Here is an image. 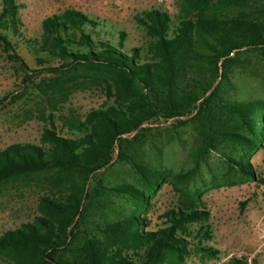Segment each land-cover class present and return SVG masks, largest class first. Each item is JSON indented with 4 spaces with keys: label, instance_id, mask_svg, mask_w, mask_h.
<instances>
[{
    "label": "trees",
    "instance_id": "1",
    "mask_svg": "<svg viewBox=\"0 0 264 264\" xmlns=\"http://www.w3.org/2000/svg\"><path fill=\"white\" fill-rule=\"evenodd\" d=\"M18 7L15 0H0V30L17 33ZM177 8L174 24L167 13L154 8L133 15L149 38L144 58L139 48L121 51V31L115 44L94 42L86 29L94 32L102 23L80 11L65 9L42 19L41 48L62 61L56 69L67 75L78 69L100 73L112 99L105 108L87 112L82 121L59 118L75 137L58 135L50 124L42 130L40 144L11 143L0 150V185L43 171L73 180L66 188L61 184L56 192L40 196L39 212L31 220L0 233L4 264H178L188 254L189 237L196 239L202 253H216L200 244L210 237L203 222L207 212L194 208L193 196L180 186L192 179V170L171 180L180 198L161 213V225L155 229L135 213L92 225L88 221L106 190L147 205L143 191L129 184L108 188L98 179L84 190L109 163L114 149L144 185L159 183L160 171L127 152V144L138 142L146 130L145 123L172 118L178 124L184 121L178 118L191 114L187 119L196 127L197 142L189 157L195 164L211 151L220 152L224 140L248 152L263 141L264 104L225 98L224 93L238 52H255L264 61V0H179ZM0 45L9 59L19 61L1 32ZM218 112L227 117L228 126L218 122ZM220 153L227 167L224 174L232 172L264 186V175L243 156ZM194 222L199 225L190 231ZM227 264L253 263L232 256Z\"/></svg>",
    "mask_w": 264,
    "mask_h": 264
},
{
    "label": "rangeland",
    "instance_id": "2",
    "mask_svg": "<svg viewBox=\"0 0 264 264\" xmlns=\"http://www.w3.org/2000/svg\"><path fill=\"white\" fill-rule=\"evenodd\" d=\"M17 33L6 34L19 61L7 57L0 45V150L11 143L40 144V135L50 124L60 136L75 137L60 123V117L82 121L90 110L103 109L111 103L103 88L100 73L78 69L67 75L58 71L62 62L42 50L41 21L65 9L80 11L102 23L100 29L89 31L91 39L115 44L117 32L125 33L121 51L128 53L139 48L145 57L148 36L137 25L133 15L150 8L165 12L172 24L176 23L179 0H15ZM74 48V46H72ZM232 53H230L231 55ZM231 56H234L231 55ZM23 64V65H21ZM195 76L194 74H192ZM224 97L229 99L258 100L264 104V61L255 52L240 51L230 68V83ZM191 115V114H190ZM186 115L176 119H158L144 124L146 130L138 135V142L127 144V152L160 171L161 180L155 186L144 185L130 166L119 161L116 149L109 163L95 173L84 186L89 190L99 179L105 187L129 184L142 190L147 205L134 203L130 198L111 191L98 197L99 203L89 216V224L112 220L130 213L145 216L149 228L161 225V213L178 203L180 195L171 180L178 174L192 170V179L180 185L192 197L193 207L207 212L204 223L210 237L200 244L210 246L216 253H202L196 239L187 238L188 254L178 264H227L232 256L248 263L264 264V186L253 180L238 179L227 171L221 151L233 157L243 156L251 168L264 175L263 141L248 152L230 140L221 142L220 152L211 151L201 159L189 157L197 142V131ZM264 117V113L262 115ZM177 119V120H178ZM217 120L228 126L227 117L218 112ZM51 122V123H50ZM134 135L132 132L127 136ZM235 180V181H234ZM73 182L70 176H57L52 171L10 179L0 185V233L26 222L37 215L38 198L56 192L62 184ZM227 182V183H224ZM194 222L190 231L198 227ZM0 264H4L0 256ZM168 264V263H166Z\"/></svg>",
    "mask_w": 264,
    "mask_h": 264
}]
</instances>
